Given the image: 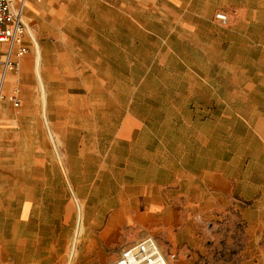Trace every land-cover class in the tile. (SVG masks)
Listing matches in <instances>:
<instances>
[{
    "label": "crops",
    "instance_id": "0c3cea01",
    "mask_svg": "<svg viewBox=\"0 0 264 264\" xmlns=\"http://www.w3.org/2000/svg\"><path fill=\"white\" fill-rule=\"evenodd\" d=\"M42 2L28 1L26 20L33 4ZM124 7L130 14L123 12V20L141 21L133 15L136 7ZM152 7L157 15L153 21L167 22L168 38L174 40V46L183 48L190 65L186 69L203 72L200 84L205 93L186 96V106L175 112L169 130L160 128L159 123L158 135L152 133V138L146 123L130 114L121 126L118 137L122 140L128 139L127 131L133 125L145 126L141 144L129 150L141 151L143 163L155 168L152 174L144 172L151 178L142 185L135 206L127 199L126 168L118 173L125 184L115 192L108 185L107 194L94 192L97 199L104 194L103 201L90 206L79 190L77 171L71 170L65 177L56 159H33L30 154L24 158L21 147L15 146L18 140L21 142V135L10 126L17 125L26 112L9 109L20 108L23 101L19 107L3 101L0 264L63 262L67 250L64 239L69 233L65 236L62 225L48 228V223L50 215L56 213L53 209L63 206L70 190L81 203V220L71 247V256L79 262H112L125 245L141 237L137 230L151 236L169 232L179 223L173 217L172 200L182 196L185 208L199 206L203 225L222 223L228 216L241 220L246 233L244 261L264 264V0H153ZM218 12L226 15L225 23L216 17ZM27 40L31 49L32 41ZM27 55L21 60L20 71L9 76L7 92L18 88ZM193 101L196 105L192 106ZM100 103V113L105 116L104 97ZM103 160L116 162L109 153ZM112 198L118 200L115 207Z\"/></svg>",
    "mask_w": 264,
    "mask_h": 264
},
{
    "label": "rangeland",
    "instance_id": "374dc122",
    "mask_svg": "<svg viewBox=\"0 0 264 264\" xmlns=\"http://www.w3.org/2000/svg\"><path fill=\"white\" fill-rule=\"evenodd\" d=\"M152 3L153 0H45L34 3L27 12L26 21L41 56L46 104L36 79V48L31 40L18 86L23 104L18 109L9 106L12 112H26L17 125L10 126L21 135V142L18 140L15 146L21 147L24 158L30 154L33 159L58 160L65 177L71 170L77 171L79 190L90 206L103 201L104 194L97 199L94 192L107 194V185L113 186L111 190L115 192L125 184L118 174L125 168L127 199L135 206L142 185L146 186L145 181L151 178L144 172L152 174L155 169L143 163L141 151L129 150L141 144L144 125L132 124L128 139L118 137L129 114L146 123L152 138V133H158L159 123L160 128L169 130L167 126L175 112L184 110L186 96L205 93L200 84L203 72L186 69L190 65L183 48L174 46V40L168 38V23L153 21L157 15ZM130 4L136 7L134 17L141 21L122 19L126 18L124 13L130 14L124 5ZM103 97L105 116L100 113ZM106 153L115 158L114 164L103 160ZM105 170L114 174L107 175ZM112 202V207L118 204L115 198ZM80 207L70 190L63 206L54 208L56 213L50 215L48 228L62 225L65 236L69 233L60 264H92L71 256L74 231L81 220ZM171 208L179 223L169 232L153 237L166 253L175 254L176 264H246V233L241 220L228 216L222 223L203 225L199 206L185 208L182 196L172 200ZM188 218L192 221L186 224ZM137 232L141 237L133 241L149 234Z\"/></svg>",
    "mask_w": 264,
    "mask_h": 264
},
{
    "label": "built area",
    "instance_id": "2783aa9c",
    "mask_svg": "<svg viewBox=\"0 0 264 264\" xmlns=\"http://www.w3.org/2000/svg\"><path fill=\"white\" fill-rule=\"evenodd\" d=\"M29 0H0V106L3 101L19 107L22 103L19 89L6 91L8 78L18 73L22 58L29 53L32 40L25 9ZM42 2L43 0H35ZM223 23L227 17L217 13ZM108 264H176L175 254L166 253L151 235L125 245L116 259Z\"/></svg>",
    "mask_w": 264,
    "mask_h": 264
},
{
    "label": "bare ground",
    "instance_id": "6f19581e",
    "mask_svg": "<svg viewBox=\"0 0 264 264\" xmlns=\"http://www.w3.org/2000/svg\"><path fill=\"white\" fill-rule=\"evenodd\" d=\"M30 32H31V35L33 37V40H34V43H35V48H36V59H35V67H34L36 75H37L36 79H38L41 91L43 93L42 100H43L44 105H45L46 104V90H45L44 83L42 81V77H41V74H40L41 56H40V53H39V47H38V43L36 41V38H35L34 34L32 33V31H30ZM45 119H46V122H47L46 116H45Z\"/></svg>",
    "mask_w": 264,
    "mask_h": 264
}]
</instances>
